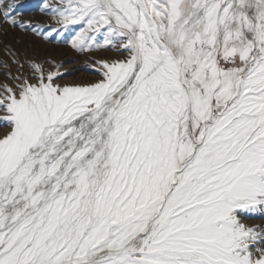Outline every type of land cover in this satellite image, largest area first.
I'll return each instance as SVG.
<instances>
[{
	"label": "snow or ice",
	"instance_id": "1",
	"mask_svg": "<svg viewBox=\"0 0 264 264\" xmlns=\"http://www.w3.org/2000/svg\"><path fill=\"white\" fill-rule=\"evenodd\" d=\"M0 0V264H264V0ZM63 33L95 78L11 31ZM111 53L94 57V53Z\"/></svg>",
	"mask_w": 264,
	"mask_h": 264
},
{
	"label": "rangeland",
	"instance_id": "2",
	"mask_svg": "<svg viewBox=\"0 0 264 264\" xmlns=\"http://www.w3.org/2000/svg\"><path fill=\"white\" fill-rule=\"evenodd\" d=\"M14 2L19 5L17 11L22 13V15L19 17L20 19L31 20L34 24H37L40 27L46 28L49 25L55 26L54 22L50 18V15H46L44 11H42V5L45 2V0H14ZM74 34H75L74 32L71 34L63 33L60 37H57V39L48 42V41H44L42 38H37L30 33L24 34L17 30V31H11L9 35L5 37V39L11 40L13 36L18 37L21 43L16 45V47L18 48H22V46L26 47L25 49L28 50L29 55L36 54L42 58L51 57V58H54L55 60H57V56H63L64 58L60 60V62H63L64 67H65L70 63L72 64L73 62V59H72L73 56L71 54L82 55L84 56V58H88L86 55L77 54L74 50L70 48V46L67 43L64 42L65 38L70 39L71 35H74ZM40 41L41 43H43L42 46L38 45ZM93 55L94 57H100V56H109L111 55V53H107L106 55V53L104 52H97V53H94ZM87 64L89 63H86L85 65ZM87 73L91 75L92 79L95 78V74L91 69ZM66 75H69V74H66ZM65 77H69V76H65ZM243 222L249 225L261 224V223H264V215H261L260 213H255V214L244 217Z\"/></svg>",
	"mask_w": 264,
	"mask_h": 264
},
{
	"label": "bare ground",
	"instance_id": "3",
	"mask_svg": "<svg viewBox=\"0 0 264 264\" xmlns=\"http://www.w3.org/2000/svg\"><path fill=\"white\" fill-rule=\"evenodd\" d=\"M38 45L42 46L43 43H41V41H40V43H38ZM20 46H22V45H20ZM22 48L25 49L26 47L22 46ZM58 54H60V53H58ZM62 54H63V52H62ZM71 55L73 56L72 57V59H73L72 64L71 63L68 64L63 69V70H66L67 74H69V75H66V76H69V77H65V80L67 82H70V83L71 82L79 83V82L90 81V79H92V77H91V75H89L87 73L88 71H90V67H89V64H87L88 66L85 65L86 63H90L88 58H84V56H82V55H76V54H71ZM106 55H107V53H106ZM63 58H64L63 56H57V60L56 61L60 62V60H62Z\"/></svg>",
	"mask_w": 264,
	"mask_h": 264
}]
</instances>
